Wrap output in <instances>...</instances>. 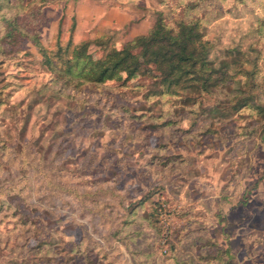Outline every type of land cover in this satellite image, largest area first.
I'll return each mask as SVG.
<instances>
[{
	"label": "rangeland",
	"instance_id": "obj_1",
	"mask_svg": "<svg viewBox=\"0 0 264 264\" xmlns=\"http://www.w3.org/2000/svg\"><path fill=\"white\" fill-rule=\"evenodd\" d=\"M158 18L198 20L211 68L257 64L261 108L233 109L242 75L198 92L137 59L127 81H82L8 33L60 64ZM224 262L264 264V0H0V264Z\"/></svg>",
	"mask_w": 264,
	"mask_h": 264
},
{
	"label": "trees",
	"instance_id": "obj_2",
	"mask_svg": "<svg viewBox=\"0 0 264 264\" xmlns=\"http://www.w3.org/2000/svg\"><path fill=\"white\" fill-rule=\"evenodd\" d=\"M199 27L198 20H180L175 27H171L162 18H158L146 33L133 37L120 48L111 46L99 58H94L87 52L89 41L74 44L66 50L59 49V52L64 51L68 54L60 64L50 56L37 33L22 31L15 20L9 23L8 33L16 31L30 41L40 52L42 62L51 71L62 72L67 77L82 81L94 83L113 79L127 81L138 74L137 59L151 60L160 72L159 81L167 87L198 92H209L211 88L222 86L226 81L231 83L236 76L242 75L245 80L238 81L240 87L238 93L247 96L234 94L233 109L238 111L243 107L261 108L258 102L259 95L255 93L258 86L255 80L258 73L257 64L253 62L254 68L251 69L234 66L232 74L227 71L228 65L224 67L225 70L211 68L207 56L208 41ZM220 253L227 256L226 260L232 257L229 251L220 250Z\"/></svg>",
	"mask_w": 264,
	"mask_h": 264
}]
</instances>
